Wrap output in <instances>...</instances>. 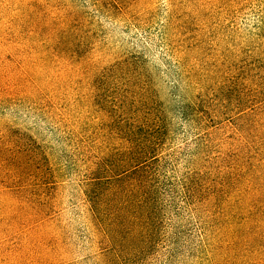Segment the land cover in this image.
Returning <instances> with one entry per match:
<instances>
[{"label": "rangeland", "instance_id": "374dc122", "mask_svg": "<svg viewBox=\"0 0 264 264\" xmlns=\"http://www.w3.org/2000/svg\"><path fill=\"white\" fill-rule=\"evenodd\" d=\"M138 109L163 111L178 192L203 186L146 264H264L212 257L264 192V0H0V264H100L73 172Z\"/></svg>", "mask_w": 264, "mask_h": 264}, {"label": "trees", "instance_id": "16d2710c", "mask_svg": "<svg viewBox=\"0 0 264 264\" xmlns=\"http://www.w3.org/2000/svg\"><path fill=\"white\" fill-rule=\"evenodd\" d=\"M162 114L138 109L126 115L118 121L123 123L117 132L122 142L107 153L86 152L73 172L74 177L82 178L89 224L101 232L108 245L100 264H146L149 254L161 255L163 249L166 260L172 257L178 238V198L191 206L195 193L203 190L202 185L195 191L193 186L182 184L178 192V181L168 166L170 154L164 153ZM257 156L264 170V151ZM34 177L41 184L48 183L43 175ZM258 191L261 203L257 206L250 201L240 228L231 223L221 224L219 230L215 227L218 244L222 245L214 251L215 260L224 259L239 245L238 251L245 257L264 255V192L260 188ZM198 203L193 202V213ZM43 205L49 212L53 209L52 205ZM33 210L36 216L45 211L39 206Z\"/></svg>", "mask_w": 264, "mask_h": 264}]
</instances>
